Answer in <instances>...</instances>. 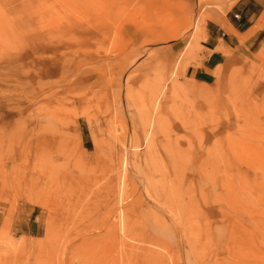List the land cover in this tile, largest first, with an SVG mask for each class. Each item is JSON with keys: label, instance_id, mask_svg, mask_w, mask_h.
Listing matches in <instances>:
<instances>
[{"label": "rangeland", "instance_id": "374dc122", "mask_svg": "<svg viewBox=\"0 0 264 264\" xmlns=\"http://www.w3.org/2000/svg\"><path fill=\"white\" fill-rule=\"evenodd\" d=\"M235 2L0 0V264H264V0L200 73Z\"/></svg>", "mask_w": 264, "mask_h": 264}, {"label": "crops", "instance_id": "0c3cea01", "mask_svg": "<svg viewBox=\"0 0 264 264\" xmlns=\"http://www.w3.org/2000/svg\"><path fill=\"white\" fill-rule=\"evenodd\" d=\"M260 5L259 0H236L231 8L235 12L234 17L225 18L223 22H218L217 18L206 22V40L202 45L204 59L200 69L204 78L212 76L219 67L223 69L230 58L240 57L242 38L259 19ZM226 51H230L232 57Z\"/></svg>", "mask_w": 264, "mask_h": 264}, {"label": "bare ground", "instance_id": "6f19581e", "mask_svg": "<svg viewBox=\"0 0 264 264\" xmlns=\"http://www.w3.org/2000/svg\"><path fill=\"white\" fill-rule=\"evenodd\" d=\"M57 139V138H56ZM62 141V140H61ZM57 142H59V140L57 141ZM57 142H55V143H57ZM146 168V167H145ZM199 171V170H198ZM190 172V171H189ZM49 220V219H48ZM47 229V228H46ZM47 231V230H46ZM48 231H49V229H48ZM47 231V232H48ZM47 234V233H46ZM45 236V235H44ZM161 237V236H160ZM50 238V237H49ZM90 239H91V241L93 242V244L95 243V241H97L98 240V238L96 237V236H92V237H89ZM46 240V239H45ZM87 244V243H86ZM90 244H92L91 242H90ZM96 247H98L99 245L98 244H94Z\"/></svg>", "mask_w": 264, "mask_h": 264}]
</instances>
